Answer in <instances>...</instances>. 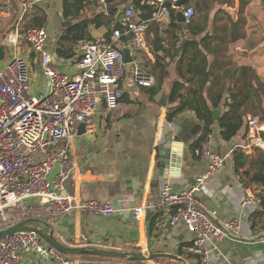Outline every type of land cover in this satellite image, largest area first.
<instances>
[{
	"label": "crops",
	"instance_id": "obj_1",
	"mask_svg": "<svg viewBox=\"0 0 264 264\" xmlns=\"http://www.w3.org/2000/svg\"><path fill=\"white\" fill-rule=\"evenodd\" d=\"M21 1L0 0L2 2L0 31L5 29L8 32L17 25L22 27L23 24L42 16L47 20L44 27L50 37L49 45L57 48V40L68 23L63 16V0H48L27 12L20 20ZM125 1L121 3V0H115L112 7L108 3L106 12L112 11L111 13L114 14L119 8L135 4L136 10L141 12V15H147L145 8L137 5L136 0ZM198 1L203 7L201 21L204 23V19L208 17L210 30H215L218 35L226 37L225 41H221L218 37L212 39L214 44L222 42L221 51L210 56L211 62L217 60L219 63L215 64V71L223 74L227 69L248 65L255 68L261 81L264 80V0H222L231 9L232 14L222 22H216L215 18H213L215 21L210 20L209 12L214 0ZM173 13L176 15V12ZM169 19L165 20L164 24ZM90 33L94 39L106 34L107 28L91 26ZM142 38L140 47H136L133 40L128 43L121 40L117 43L121 50L131 49V61L127 62L125 95L118 109L109 111L100 104L93 129L86 128L85 132L78 133L81 124L79 123L76 133L61 145V147L67 146L74 157V170L67 182V191L75 197L76 202L99 199L116 204L119 211L113 216L105 217L77 209L58 219L55 227L52 226L55 236L67 246H89L121 252L145 251L148 241V221L161 208L149 207L140 220L134 218V209L140 205L148 206L151 202L157 204L161 191L167 184L174 191L190 187L196 177L204 174L209 168L208 158L195 151L209 142L214 151L227 155L228 158L222 170L210 179L206 190L200 191L197 196L207 203L209 213L219 223L237 218L239 226L230 231V235L208 240L205 243V247L210 251L208 263H204L199 255L182 250L183 245L194 241L196 234L184 221L175 226L163 224L165 209L154 217L155 228L151 230L153 249L155 252L176 254L181 260L165 258L128 262L120 258L79 257L83 264H264V238L257 237L260 234L264 235V207L263 197L260 194V192L264 194V184L253 183L245 187L234 171L232 154L234 149L240 148L255 160L258 151L264 149L245 148L246 139L242 136L243 131L231 140L222 139L217 124L214 125L213 132L207 139L194 150L190 148L199 138L203 123L192 111L183 112L173 120L170 119L168 97L170 82L175 76L174 71H171L175 62L170 69L165 70L168 76L162 78V88L152 98L148 88L137 86L130 76L132 60L140 61L144 70L151 73L154 63L162 66L158 55L163 56L164 51L158 40L147 32ZM154 41L157 42L158 50L155 49ZM77 47L75 51L81 55L80 43ZM33 56L30 54L29 57H24L30 62L32 72L37 73L41 69V62L37 54ZM60 56L68 60L61 62L60 68L75 75L77 71L75 62L79 57ZM32 77H34L32 83L36 78L44 77V93L48 79L39 74ZM257 106L258 101L255 99L249 101L247 116L254 115L260 118L264 105L261 108ZM262 122L264 124V121ZM174 135L181 137L184 143L182 151L179 146L170 145L169 138ZM57 170L58 168L53 170L51 178ZM250 189L254 191L259 201L244 203L247 191ZM150 212L152 215L148 216ZM42 227L49 231V227L43 224ZM23 255L26 264H41L39 262L41 257L38 254L25 252ZM73 257L78 258L76 255ZM42 264L50 263L43 261Z\"/></svg>",
	"mask_w": 264,
	"mask_h": 264
},
{
	"label": "built area",
	"instance_id": "obj_2",
	"mask_svg": "<svg viewBox=\"0 0 264 264\" xmlns=\"http://www.w3.org/2000/svg\"><path fill=\"white\" fill-rule=\"evenodd\" d=\"M46 1L22 0L20 20ZM96 1L108 9L107 0ZM136 1L145 8L146 16L136 10L135 4L117 8L109 34L80 41L81 55L75 62V75L60 68V63L68 60L58 54L57 48L50 47L45 27H29L22 32V27L17 25L6 33L7 44L18 47L24 42L39 56L41 69L33 73L30 62L16 52L0 70V232L31 219L55 227L58 219L77 209L105 217L119 211L116 204L99 199L76 202L67 191L74 157L67 146L61 145L76 133L79 123L93 129L100 104L109 111L118 109L125 95L127 62L116 44L124 36H131L136 47H140L143 34L153 23H159L163 29L164 21L178 9L183 10L186 22L196 14L192 4L177 6L178 0ZM38 74L48 79L43 94L31 91L32 75ZM130 76L139 87L151 88L156 83L154 74L144 70L138 60L131 62ZM247 123L244 147L264 149L263 122L258 116L249 115ZM195 151L208 158V170L199 174L187 189L174 191L165 185L157 204L137 206L133 216L140 220L149 207L164 208L163 224L175 226L184 221L196 234L194 241L183 245L182 250L197 254L208 263L210 251L205 243L223 238L227 230H235L239 220L219 223L208 212L207 203L197 196L222 170L228 156L214 151L209 142ZM55 168L58 170L51 178ZM257 201L254 191L248 190L244 203ZM25 252L38 254L45 263L83 264L81 257L59 252L34 232H18L0 239V264H26Z\"/></svg>",
	"mask_w": 264,
	"mask_h": 264
},
{
	"label": "trees",
	"instance_id": "obj_3",
	"mask_svg": "<svg viewBox=\"0 0 264 264\" xmlns=\"http://www.w3.org/2000/svg\"><path fill=\"white\" fill-rule=\"evenodd\" d=\"M107 1L110 7L115 2V0ZM124 2L126 1L121 0V3ZM185 4H194L196 14L191 21L179 23L176 15L172 13L163 29H160L159 23H154L147 31L148 35L152 34L153 38L158 40L164 51L163 56L158 55L162 66L158 65L159 63L152 65L151 71L156 78V83L148 88L150 97L152 98L161 90L162 78L165 75L168 76L165 70L170 69L172 63L175 62L171 70L174 71L175 76L170 82L168 97L170 119L173 120L183 112L192 111L203 123L199 138L191 144L190 148L194 150L203 140L207 139L216 124L222 139L231 140L242 131V136L246 139L247 115L249 114L247 104L255 99L258 101L257 107L261 108L264 105V80L261 81L255 68L248 65L227 69L223 74L215 71V64L219 63L217 60L211 62L210 56L221 51L222 42L214 44L212 39L218 37L221 41H225L226 37L218 35L215 30H210L208 17L204 23L201 21L203 7L198 0H188ZM63 16L68 23L57 40V52L62 56L72 58L80 57L75 51L80 41L93 40L90 33L91 26L106 27L107 34L111 32L110 26L115 14L111 11L106 12L98 1L63 0ZM46 22L45 17H36L32 22L22 25V32L29 27H44ZM122 40L128 43L131 36H124ZM163 42L166 45L163 46ZM181 47L183 49L180 51ZM33 55L36 54L32 53ZM4 58L5 48L1 46L0 60ZM212 107L222 108L223 113L220 120L214 119ZM259 119L264 121V111ZM232 154L234 171L239 175L245 187L253 183L264 184V151L259 150L255 160L240 148L234 149ZM260 194L263 197L262 206L264 207V194L263 192ZM151 215L152 212L148 216ZM155 220L152 222V231L155 228ZM93 257L95 256H84V258Z\"/></svg>",
	"mask_w": 264,
	"mask_h": 264
},
{
	"label": "water",
	"instance_id": "obj_4",
	"mask_svg": "<svg viewBox=\"0 0 264 264\" xmlns=\"http://www.w3.org/2000/svg\"><path fill=\"white\" fill-rule=\"evenodd\" d=\"M188 0H178L176 5L182 6L185 4ZM176 17L179 23H186V19L184 16V12L182 9H178L176 11ZM155 49L158 50L157 42L154 41ZM183 49V47H182ZM125 61L130 62L131 61V49L130 48H124L122 50ZM213 115L215 120H220L222 117V108L220 107H212ZM86 131V125L84 123H81L79 126V132L82 133ZM170 145L173 146H179L181 148V151L183 149V141L179 135H174L173 137L169 138ZM164 208H161L160 210L156 211L152 217H150L147 225V249L145 251H112L107 249H101V248H95V247H89V246H83V247H75V246H67L62 244L57 237L55 236L53 227L44 222L37 219H31L25 222H22L20 224L14 225L12 227H9L3 231L0 232V239L5 238L7 236H11L18 232H34L38 234L44 242L49 244L50 246L57 249L59 252L66 254V255H76V256H98V257H108V258H120L125 259L128 262H142V261H151L154 259H172L179 261L181 258L176 254H170L166 252H155L153 249V239L151 234V224L154 219V217L159 214ZM209 212V211H208ZM41 224V225H40ZM42 224L46 227H49V231H47L44 227H42ZM227 235H230V231H226ZM260 238H264L263 234H260Z\"/></svg>",
	"mask_w": 264,
	"mask_h": 264
},
{
	"label": "rangeland",
	"instance_id": "obj_5",
	"mask_svg": "<svg viewBox=\"0 0 264 264\" xmlns=\"http://www.w3.org/2000/svg\"><path fill=\"white\" fill-rule=\"evenodd\" d=\"M0 4H2V2H0ZM211 7H212V9L209 12L210 20H214L215 21V19H216V22H222L223 19L230 18L231 9L228 7V5H226L224 2H222V0H214L213 4L211 5ZM213 18H215V19H213ZM67 22H68V20H67ZM225 23L227 24V22H225ZM6 33L7 32L5 31V29L0 31V47L4 46L5 51H6L5 58L0 60V70L4 69L9 64L10 60L15 56L16 52H18L19 55L29 57V55L32 54L31 52L33 51L24 42H21L18 47H14L13 45L7 44L5 42ZM224 46H225V42H224ZM77 49H78V47H77ZM229 50L230 49H228V52H229ZM225 54H226V52H225ZM33 68H35V67H33ZM43 78H40V77L36 78L34 83H32L33 81L31 80V91L32 92H42L43 93V90H44L43 85H44V80H45ZM49 179H50V177H49ZM68 256L69 257H73V255H68ZM87 259H90V258H87ZM91 261H93V260H91ZM39 262L42 264L41 258H39ZM87 262H89V261L87 260Z\"/></svg>",
	"mask_w": 264,
	"mask_h": 264
}]
</instances>
